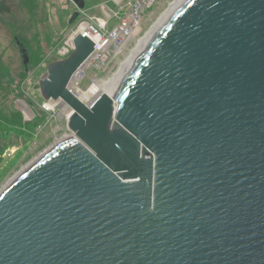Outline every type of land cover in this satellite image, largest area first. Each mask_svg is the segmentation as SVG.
Returning a JSON list of instances; mask_svg holds the SVG:
<instances>
[{
    "label": "water",
    "instance_id": "water-1",
    "mask_svg": "<svg viewBox=\"0 0 264 264\" xmlns=\"http://www.w3.org/2000/svg\"><path fill=\"white\" fill-rule=\"evenodd\" d=\"M72 45L39 82L66 129L0 191V264H264V0H179L89 103Z\"/></svg>",
    "mask_w": 264,
    "mask_h": 264
},
{
    "label": "rangeland",
    "instance_id": "rangeland-1",
    "mask_svg": "<svg viewBox=\"0 0 264 264\" xmlns=\"http://www.w3.org/2000/svg\"><path fill=\"white\" fill-rule=\"evenodd\" d=\"M172 1L155 0L146 10L140 31L122 51L116 54L112 49L102 61L84 67L79 81L72 82V90L86 103L91 102L99 93L90 97L83 93L113 75ZM103 2L113 7L110 0H84L82 9L73 0H0V191L47 139L66 129L70 107L59 99H43L39 82L49 63L72 51L79 19L100 15ZM75 12L78 16L70 22ZM18 40L26 48L27 63L22 61Z\"/></svg>",
    "mask_w": 264,
    "mask_h": 264
},
{
    "label": "built area",
    "instance_id": "built-area-1",
    "mask_svg": "<svg viewBox=\"0 0 264 264\" xmlns=\"http://www.w3.org/2000/svg\"><path fill=\"white\" fill-rule=\"evenodd\" d=\"M110 1L113 7L103 8L102 13L97 17L79 19L81 26L75 33L82 32L83 35L88 36L93 42L94 48L82 66L71 76L67 84L69 90L76 96H78V93L73 91L71 86L73 81H79L80 78L77 77H80V71L94 61L105 59L112 49H115L116 54L120 53L127 43L140 31L147 13L146 10L155 2V0ZM113 19H115L114 23L109 26ZM82 101L86 103L84 100Z\"/></svg>",
    "mask_w": 264,
    "mask_h": 264
},
{
    "label": "bare ground",
    "instance_id": "bare-ground-1",
    "mask_svg": "<svg viewBox=\"0 0 264 264\" xmlns=\"http://www.w3.org/2000/svg\"><path fill=\"white\" fill-rule=\"evenodd\" d=\"M179 0H173L172 2L169 3L168 8L164 11L162 16L158 19L157 22L144 34L143 37L139 38L137 40V43L135 47L131 50L130 55L123 60L118 69L113 73L112 76L107 77V79H102L96 86L87 90L86 92L83 93V96L85 97H90L91 95L98 93H108L109 89L111 88L112 84L115 82V80L118 78V76L121 74V72L124 70V68L128 65V63L131 61L135 53L138 51L140 46L144 43V41L147 39V37L151 34V32L155 29V27L160 23V21L165 17V15L172 9V7L178 2ZM79 77V76H78ZM77 77V78H78ZM97 96V95H96ZM80 99H82L81 96H78ZM83 100V99H82ZM64 104V103H63ZM49 108V106H48Z\"/></svg>",
    "mask_w": 264,
    "mask_h": 264
},
{
    "label": "crops",
    "instance_id": "crops-1",
    "mask_svg": "<svg viewBox=\"0 0 264 264\" xmlns=\"http://www.w3.org/2000/svg\"><path fill=\"white\" fill-rule=\"evenodd\" d=\"M100 5H101V12H102L103 8H107V7L110 8V6H107L104 2L103 3H100Z\"/></svg>",
    "mask_w": 264,
    "mask_h": 264
},
{
    "label": "trees",
    "instance_id": "trees-1",
    "mask_svg": "<svg viewBox=\"0 0 264 264\" xmlns=\"http://www.w3.org/2000/svg\"><path fill=\"white\" fill-rule=\"evenodd\" d=\"M2 154H0V161H1V159H2V156H1Z\"/></svg>",
    "mask_w": 264,
    "mask_h": 264
}]
</instances>
